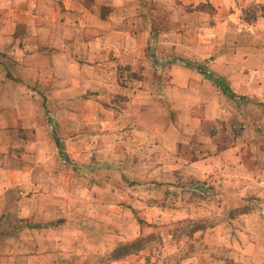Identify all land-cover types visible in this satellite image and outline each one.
Listing matches in <instances>:
<instances>
[{"label": "rangeland", "instance_id": "374dc122", "mask_svg": "<svg viewBox=\"0 0 264 264\" xmlns=\"http://www.w3.org/2000/svg\"><path fill=\"white\" fill-rule=\"evenodd\" d=\"M187 1L152 21L137 64L111 66L102 95L66 96L38 76L14 100L16 60L0 53V145L8 149L0 158L25 161L33 125L34 173L52 188L55 209L40 224L47 232H35L31 197L14 189V206L0 216V236L12 239L0 241V264H51L45 251L57 256L52 264H264V0L225 9ZM208 75L225 78L231 94ZM141 90L184 99L179 108L168 99L160 111L152 100L131 108ZM42 236L53 244H40ZM138 239L141 250L113 257ZM31 255L39 257L24 259Z\"/></svg>", "mask_w": 264, "mask_h": 264}, {"label": "crops", "instance_id": "0c3cea01", "mask_svg": "<svg viewBox=\"0 0 264 264\" xmlns=\"http://www.w3.org/2000/svg\"><path fill=\"white\" fill-rule=\"evenodd\" d=\"M190 2L185 0L184 3ZM194 2H210L225 9L236 0ZM176 3V0H0V53L13 56L16 60L15 74L21 78L13 88L12 99L25 98L20 89L24 84H33V78L38 76L44 78L48 85L53 83L56 86L54 91L66 96L77 92L80 94L78 99H84L85 95H91V91L104 94L107 90L105 85L113 77L109 74L111 66L117 63L137 64L139 59L135 58V54L146 52L150 44L152 21L159 19V14L165 9L176 11ZM34 63H44V66L39 68ZM3 70L4 64H0V84L4 83ZM215 78L226 81L223 77ZM3 93L4 89L0 91V99H4ZM166 95L141 90L133 94L130 107L146 110L151 106L148 101L152 100L158 103L154 102V109H151L160 111L164 110L160 105H167V99L174 107L181 106L184 98L179 93ZM160 100L163 101L161 104ZM135 123L143 124V121L136 118ZM170 124L175 127L174 122ZM32 126L26 129L28 139L25 149L28 154L23 155L25 161L19 159L14 164L12 160L8 161L7 154L4 160L0 158V216L14 206L7 196L11 197L14 189H17L18 194H29L31 197L27 216H31V220L34 216L35 223L30 226L36 227L35 232L43 226L41 232L46 233L47 223L40 224L49 219L52 221L51 214L55 210L53 191L49 187L42 188L34 173L38 167L40 141ZM1 145L0 157L3 152H8ZM28 178L30 182L26 183ZM25 233V230H21V234ZM2 237L0 241L3 243L12 242V239ZM35 242H29V247L36 248ZM39 243L53 244V238L42 236ZM43 254L51 264L57 258L53 251H45ZM24 257L25 260L29 258V261H33V257L39 256ZM5 264H8V258Z\"/></svg>", "mask_w": 264, "mask_h": 264}, {"label": "trees", "instance_id": "16d2710c", "mask_svg": "<svg viewBox=\"0 0 264 264\" xmlns=\"http://www.w3.org/2000/svg\"><path fill=\"white\" fill-rule=\"evenodd\" d=\"M213 81L216 82L217 86L219 88H222L223 91L226 94H230L231 90L229 88V86L226 84V81L224 79L221 78H215L212 75H208ZM143 240L142 239H138L134 242H129L126 244H123L121 246H119L117 249H115L114 253H113V257L115 259L117 258H121L123 256H126L128 254L134 253L136 251H139L143 248Z\"/></svg>", "mask_w": 264, "mask_h": 264}]
</instances>
